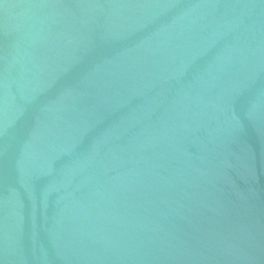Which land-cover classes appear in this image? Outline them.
Instances as JSON below:
<instances>
[{
	"label": "water",
	"instance_id": "95a60500",
	"mask_svg": "<svg viewBox=\"0 0 264 264\" xmlns=\"http://www.w3.org/2000/svg\"><path fill=\"white\" fill-rule=\"evenodd\" d=\"M0 264H264V0H0Z\"/></svg>",
	"mask_w": 264,
	"mask_h": 264
}]
</instances>
